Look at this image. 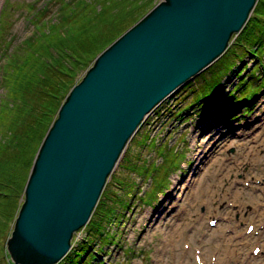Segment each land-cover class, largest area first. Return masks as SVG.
Instances as JSON below:
<instances>
[{
  "label": "rangeland",
  "instance_id": "obj_1",
  "mask_svg": "<svg viewBox=\"0 0 264 264\" xmlns=\"http://www.w3.org/2000/svg\"><path fill=\"white\" fill-rule=\"evenodd\" d=\"M47 1L0 0V17H4L12 26V32L23 40L32 33V27L26 22V5L31 3L39 8ZM161 1L153 0L152 8ZM237 35L240 34L233 37L230 46L235 45ZM116 40L108 42L98 55ZM238 52L243 55L241 59L231 54L219 71L217 59L165 99L143 122L141 131L139 129L134 136L128 166L114 171L117 181L109 185L110 199L106 201L109 204L111 198L120 195L131 201V206L117 210L122 222H112L108 228L110 236L115 233V243L104 247L105 252L98 254L99 261L105 264H197L193 249L200 248L205 261L216 256L206 253L218 250L220 264L227 259L223 258L225 250L241 254L254 247L246 249L240 242H233L224 232L227 226L221 218L224 211L231 209L228 202L241 205L247 217L252 215V205L256 208L261 202L264 219V81L256 83L255 77H251L248 86L244 85L242 74L251 73L258 59L245 48ZM262 58L264 60V56ZM89 68L80 71L74 86ZM213 90L218 93L223 90L220 104H224L223 99L233 90L239 100L227 105L216 117L209 114L213 110L203 98ZM251 100V110L246 114L245 109L249 107H244L243 102ZM142 164L150 169L148 176L132 169L133 165ZM152 195L155 198H150ZM213 218L219 221L216 227L209 225ZM86 226L76 233L74 243L82 242V238L91 239V230ZM12 228L9 236L0 240V264H12L4 249ZM258 230L260 234L251 239L260 240L264 247V230L260 226ZM202 240L203 251L199 244Z\"/></svg>",
  "mask_w": 264,
  "mask_h": 264
},
{
  "label": "water",
  "instance_id": "obj_2",
  "mask_svg": "<svg viewBox=\"0 0 264 264\" xmlns=\"http://www.w3.org/2000/svg\"><path fill=\"white\" fill-rule=\"evenodd\" d=\"M257 2L162 0L98 55L35 157L5 243L12 264L68 255L143 122L226 52Z\"/></svg>",
  "mask_w": 264,
  "mask_h": 264
},
{
  "label": "trees",
  "instance_id": "obj_3",
  "mask_svg": "<svg viewBox=\"0 0 264 264\" xmlns=\"http://www.w3.org/2000/svg\"><path fill=\"white\" fill-rule=\"evenodd\" d=\"M152 3L153 0H48L39 8L28 3L26 22L32 27V33L23 40L12 32L7 20L1 19L0 240L9 236L10 228L15 224L35 157L66 95L74 86L76 76L92 66L94 58L108 42L116 40L130 24L144 17ZM97 4H100L99 9ZM239 34L235 45L228 47L219 58L218 71L231 54L241 59L243 55L238 49L245 48L258 62L251 73L242 74V82L248 86L251 77H255L256 83L264 81V0H258ZM235 92L225 96L224 104L219 101L223 90L204 94V103L213 110L209 114L217 117L227 105L235 104L236 99L239 100ZM252 101L243 102L244 107H249V110L245 109L246 113L250 112ZM133 139L119 168L128 166L126 163L130 161V151L135 143ZM141 141L144 142L145 137ZM132 169L147 176L150 173L143 164L133 165ZM116 173L106 185L86 226L91 230V239L82 238V242L76 244L75 234L71 251L58 264H105L99 261L98 254L105 252L108 243H115V233L110 236L108 228L112 222H122L119 209L126 210L131 206V201L120 195L111 198V203L106 202L110 199L109 185L117 181ZM6 255L9 257L7 252Z\"/></svg>",
  "mask_w": 264,
  "mask_h": 264
},
{
  "label": "crops",
  "instance_id": "obj_4",
  "mask_svg": "<svg viewBox=\"0 0 264 264\" xmlns=\"http://www.w3.org/2000/svg\"><path fill=\"white\" fill-rule=\"evenodd\" d=\"M225 255L223 256V258L224 257H227V259L226 258H224L223 260H221V263L220 264H232V258H233V254H232V252L231 251H229V249H227V251L225 250ZM230 253H231V255H230ZM264 261V259L263 260H260V261H255V262H250V261H248V259H244L243 260V264H258V263H261V262H263Z\"/></svg>",
  "mask_w": 264,
  "mask_h": 264
},
{
  "label": "bare ground",
  "instance_id": "obj_5",
  "mask_svg": "<svg viewBox=\"0 0 264 264\" xmlns=\"http://www.w3.org/2000/svg\"><path fill=\"white\" fill-rule=\"evenodd\" d=\"M229 46H230V45H229ZM217 225H218V224H217ZM217 225H216V226H217ZM216 226H215V227H216Z\"/></svg>",
  "mask_w": 264,
  "mask_h": 264
}]
</instances>
